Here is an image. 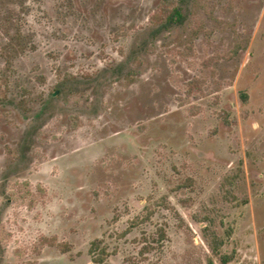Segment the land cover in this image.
<instances>
[{
    "label": "rangeland",
    "instance_id": "obj_1",
    "mask_svg": "<svg viewBox=\"0 0 264 264\" xmlns=\"http://www.w3.org/2000/svg\"><path fill=\"white\" fill-rule=\"evenodd\" d=\"M6 25L0 264H264V0H0Z\"/></svg>",
    "mask_w": 264,
    "mask_h": 264
},
{
    "label": "trees",
    "instance_id": "obj_2",
    "mask_svg": "<svg viewBox=\"0 0 264 264\" xmlns=\"http://www.w3.org/2000/svg\"><path fill=\"white\" fill-rule=\"evenodd\" d=\"M163 12L166 13V15L163 18H156L157 20H161V25L159 27V30L168 28L172 26L174 23H182L185 19V16L182 12L181 7L174 6L172 11L166 10ZM15 18H9V22L14 23ZM7 26L0 27L1 34H5L4 41L2 44H4L3 47H0L2 53L6 52H14L15 48L18 51L19 49H25L24 42L28 40L27 34L22 31L21 26H18V28L15 30L13 34H9V32L3 33V30H7ZM16 27V26H15ZM1 44V45H2ZM12 56V55H9ZM245 98V97H244ZM90 253L93 255V261L96 264H105V259L109 255L108 250H106L105 247H101V244L99 243V240H95L92 242ZM223 263H227L230 260V257L222 256L221 258Z\"/></svg>",
    "mask_w": 264,
    "mask_h": 264
}]
</instances>
